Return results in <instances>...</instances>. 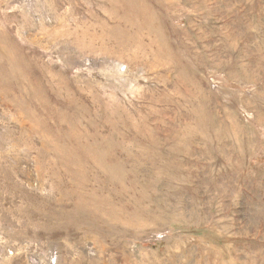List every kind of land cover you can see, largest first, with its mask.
I'll list each match as a JSON object with an SVG mask.
<instances>
[{
	"label": "rangeland",
	"instance_id": "rangeland-1",
	"mask_svg": "<svg viewBox=\"0 0 264 264\" xmlns=\"http://www.w3.org/2000/svg\"><path fill=\"white\" fill-rule=\"evenodd\" d=\"M0 264H264V0H0Z\"/></svg>",
	"mask_w": 264,
	"mask_h": 264
}]
</instances>
